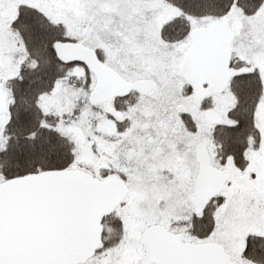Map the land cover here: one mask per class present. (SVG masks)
Returning a JSON list of instances; mask_svg holds the SVG:
<instances>
[{"label":"rangeland","instance_id":"rangeland-1","mask_svg":"<svg viewBox=\"0 0 264 264\" xmlns=\"http://www.w3.org/2000/svg\"><path fill=\"white\" fill-rule=\"evenodd\" d=\"M22 5L35 7L62 24L69 38L100 50L103 62L125 80L155 81L151 91L131 95L126 109H116L109 100L71 116L80 93L66 80L40 97L42 109L57 114L58 126L74 141L82 167L97 177L102 173L118 179L123 176L129 183L125 205L116 212L124 221L122 240L81 264H139L144 258L140 241L144 224L185 211L188 204L195 208L199 141H204L206 161L230 172L218 190L223 201L215 212L213 239L224 243L217 242L233 261L256 264L243 258L242 251L248 234L264 236V4L252 16L243 15L236 6L223 16L234 33L228 57L238 56L246 68H256L263 83V99L256 112L261 141L258 148L246 152L247 165L242 170L230 162L218 163L211 138L216 124L231 122L227 111L234 96L224 88L208 99L198 98L202 96L180 71L190 38L166 42L160 37L161 25L178 13L162 0H0V144L9 119L5 83L18 74L26 53L20 34L11 27ZM210 22L192 18L191 27ZM71 72L81 75L83 68L75 65ZM188 85L192 87L189 93ZM205 101L209 107L202 106ZM184 113L193 120V129L199 127L197 135L184 131ZM119 122L126 123L122 129Z\"/></svg>","mask_w":264,"mask_h":264},{"label":"water","instance_id":"water-1","mask_svg":"<svg viewBox=\"0 0 264 264\" xmlns=\"http://www.w3.org/2000/svg\"><path fill=\"white\" fill-rule=\"evenodd\" d=\"M101 4L100 8L104 9ZM86 28L83 29V32ZM191 43L180 71L197 95L218 92L229 77L227 60L234 33L225 19L190 30ZM53 49L63 63L82 62L96 81L89 93L91 104L130 89L142 93L155 86L152 79L124 80L102 62L95 50L76 41L55 40ZM196 199L212 197L227 179V169H217L199 159ZM125 194L117 178L99 179L82 169H50L0 182V264H79L93 255L100 240L102 217ZM143 262L161 264H237L215 244L179 241L159 225L143 234Z\"/></svg>","mask_w":264,"mask_h":264},{"label":"trees","instance_id":"trees-1","mask_svg":"<svg viewBox=\"0 0 264 264\" xmlns=\"http://www.w3.org/2000/svg\"><path fill=\"white\" fill-rule=\"evenodd\" d=\"M162 1L178 10L160 27V37L166 42L187 38L192 28V18H204L208 23L222 18L233 6L240 8L242 14L248 17L255 15L264 4V0ZM11 27L20 34L26 53L18 74L5 83L10 103L9 119L3 132L4 141L0 144V181L50 169L81 168L89 171L78 161L74 141L58 126L59 116L46 112L40 105L41 95L49 93L60 80H66L80 93L79 104L71 116L86 106L96 108L105 103H90V86L95 78L85 64L63 63L56 57L52 46L55 40L75 39L66 35L62 24L52 22L32 6H20ZM95 51L98 58L104 61L100 50ZM75 65L82 66L81 75H72L71 70ZM246 65L238 56L229 58L230 78L226 88L234 96V102L227 111L231 122L218 123L211 131L218 163L224 165L232 162L240 170L247 165L246 152L258 148L261 141L256 112L263 99V83L259 71L246 68ZM191 90L192 87L188 85L187 93ZM137 93L131 90L110 101L116 109H126L131 105L129 97ZM207 101L203 107L210 106ZM61 117L66 118V114ZM125 124L119 122L118 127L122 129ZM101 176L107 177V174L102 173ZM242 256L253 263L264 264V236L248 234Z\"/></svg>","mask_w":264,"mask_h":264},{"label":"flooded vegetation","instance_id":"flooded-vegetation-1","mask_svg":"<svg viewBox=\"0 0 264 264\" xmlns=\"http://www.w3.org/2000/svg\"><path fill=\"white\" fill-rule=\"evenodd\" d=\"M198 98L200 100H204L206 97H198ZM182 117H183L182 121L185 126L184 131L185 132L188 131L189 134L192 136L197 135L200 130L199 127L195 126L193 129V125H194L193 120L189 117L188 114L184 113L182 114ZM149 139H150L149 142H151L152 141L151 138ZM203 142L199 141L200 145L195 150L196 164H197V177L199 175V170H200L199 159L202 158L204 163H208L205 159V152L202 146L204 144ZM208 164L217 169H223L221 167L220 168L217 167L214 164H211V163H208ZM149 168L153 169L154 164L150 163ZM225 169H227L229 172L228 168H225ZM197 177H196L195 183L193 184L194 186L193 187V192H194L193 204L195 205L194 209H190L189 204H188L187 209L185 211L183 210L180 213L169 214L165 216V218L163 219L158 216L155 219H153L151 222L144 224L145 227L142 229L141 234H140V239H141L140 241L142 243L141 245H142V250L144 252V256L146 254V251L143 246L142 234L147 227L153 224H159L163 226L168 233H170L172 236H174L175 238L183 242L208 243V244L212 243L216 245H219L217 242L223 243L220 239H217V238L213 239V231L215 228V212L218 209V207L221 205L223 201V197L219 194V192H217L212 197L208 198L207 200L203 202L198 201L196 199V192H195ZM119 179L123 182V185L125 187V195L110 213L102 217L100 221V226H101L100 240H99V243L97 244V247L94 250L93 255L90 258L94 257V255L97 254L99 251L106 252L108 249H111L110 247L113 248V246L118 244L123 238L124 221L122 220L121 216L117 215L116 212L120 206L124 207L125 205V196L128 193L127 186H129V183L126 182V178L123 176ZM186 186H189V184ZM191 238H195V240ZM202 239L207 240V241H204ZM226 253L228 254V251ZM89 259H87V261ZM230 260L233 261L231 257H230ZM150 264H158V263L153 260Z\"/></svg>","mask_w":264,"mask_h":264}]
</instances>
